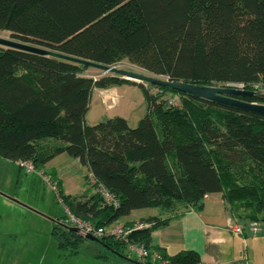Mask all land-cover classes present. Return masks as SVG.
<instances>
[{
  "label": "trees",
  "instance_id": "trees-1",
  "mask_svg": "<svg viewBox=\"0 0 264 264\" xmlns=\"http://www.w3.org/2000/svg\"><path fill=\"white\" fill-rule=\"evenodd\" d=\"M3 31L109 66L127 59L170 81L264 87V0H0ZM85 70L0 47L1 158L29 161L37 170L63 153L78 159L92 186H104L118 200L108 204L97 192L86 199L64 195L58 181L71 212L97 226L135 210L171 213L177 203L201 210L204 197L213 193L250 208L249 218L264 226V116L136 83L147 104L136 127L120 116L89 125L85 118L95 88L135 81L115 75L96 79ZM257 93L241 99L264 103V94ZM164 94L178 96V104H169ZM48 139L59 144L42 146ZM169 221L147 217L142 222L151 227L134 231L130 239L160 251L171 264H200L195 251L170 256L152 246V232ZM62 225L68 224L57 218L52 230L59 248L79 254L88 239ZM99 240L124 255L123 241Z\"/></svg>",
  "mask_w": 264,
  "mask_h": 264
},
{
  "label": "rangeland",
  "instance_id": "rangeland-1",
  "mask_svg": "<svg viewBox=\"0 0 264 264\" xmlns=\"http://www.w3.org/2000/svg\"><path fill=\"white\" fill-rule=\"evenodd\" d=\"M0 36L10 37V32H0ZM118 66L155 76L127 59L118 63ZM84 75L98 79L114 74L97 68H88ZM142 84L150 88L149 83ZM212 86L226 87V84L218 83ZM152 91L160 93L156 89ZM261 91L258 90L259 93ZM134 98L137 100L135 94ZM164 98L169 104L171 101L176 104L179 102L178 96L171 94H164ZM98 112L93 104L86 116V123L93 125L105 121V115ZM145 112L146 103L139 104L132 118ZM132 118L130 123L136 127ZM62 159L57 160L56 166L61 173L64 186L73 188L72 192L78 195L81 192L79 187L85 185L84 176L79 173L81 167L77 164L78 159L70 158L71 160H67L69 162ZM51 174L50 170L44 168L28 172L17 162L0 157V264H138L135 255L127 250L124 255L115 254L100 243L89 239L83 242L77 255L71 254L69 248H59V239L52 234V228L57 218L63 219L66 223L67 218L64 203L59 201L52 184L45 180V175L57 180L56 175L53 179ZM88 182L93 187L90 180ZM93 191L96 193L95 188ZM232 205L239 206L237 203ZM240 212L243 213L242 210ZM128 223L117 222L125 226L137 224Z\"/></svg>",
  "mask_w": 264,
  "mask_h": 264
},
{
  "label": "crops",
  "instance_id": "crops-1",
  "mask_svg": "<svg viewBox=\"0 0 264 264\" xmlns=\"http://www.w3.org/2000/svg\"><path fill=\"white\" fill-rule=\"evenodd\" d=\"M143 103L145 104L146 101L142 89L136 83L129 82L108 88H95L89 110L94 104L99 110L98 114L105 115L106 120L120 116L133 127L130 119L137 106ZM145 114L135 115L132 118L134 125L137 126ZM58 144V141L52 139L41 142L42 146L48 148ZM65 155L63 153L56 156L45 165L44 169L56 175V181L60 182L64 195L85 199L95 195L94 188L88 182L91 174L79 161L77 164L82 168L79 173L85 179V185L79 187L81 192L78 195L74 194L73 188L64 186L56 165L59 158H63L62 161L66 162L73 158ZM241 210L243 213L240 212ZM251 213L252 210L245 205L239 204L238 207L230 205L223 199L222 193H213L204 197L201 210L186 208L184 204L177 203L171 213H162L158 208L135 210L115 223L122 221L124 224L128 222L135 224L150 216L169 217L170 221L166 226L152 232V246L160 248L167 255H174L181 250H192L198 253L200 264H264V226L260 221L251 220L249 218ZM251 222L258 223L259 229L253 230L250 227ZM55 224L56 222L53 227ZM236 226H243L244 232L235 233L232 229Z\"/></svg>",
  "mask_w": 264,
  "mask_h": 264
},
{
  "label": "water",
  "instance_id": "water-1",
  "mask_svg": "<svg viewBox=\"0 0 264 264\" xmlns=\"http://www.w3.org/2000/svg\"><path fill=\"white\" fill-rule=\"evenodd\" d=\"M0 47L23 51L45 57L59 58L77 65H82L84 69H88V68L101 69L104 72H111L115 76H119L131 81H138L141 83L146 82L149 84L163 86L172 90L186 93L188 95L197 97L199 99L208 102L216 103L222 106L233 107L236 109H240L243 111L264 116V104L257 102H248L241 99L242 97H246V96H250V97L258 96V93L252 90H246V89L243 90V89L229 88L224 86L220 87V86L195 85V84L184 83L181 81H170L167 78L148 75L143 72H137V71L119 68L118 64L109 66L94 61L82 59L79 57L59 53L50 50L48 48H44L41 46H37L31 43L14 39L11 37V35L10 37L0 36ZM62 226L68 229L69 231L77 232V229L75 227H71L69 225H62ZM86 238L99 243L101 242L98 238L94 237L93 235H87Z\"/></svg>",
  "mask_w": 264,
  "mask_h": 264
},
{
  "label": "built area",
  "instance_id": "built-area-1",
  "mask_svg": "<svg viewBox=\"0 0 264 264\" xmlns=\"http://www.w3.org/2000/svg\"><path fill=\"white\" fill-rule=\"evenodd\" d=\"M226 87L249 90L243 83L229 82L226 83ZM260 89L262 90L260 93L264 94V87H262L261 85H254L252 87V91L255 92H258V90ZM156 91L163 93L162 90L156 89ZM170 104L177 105L178 103L176 104L174 103V101H171ZM18 164L21 167H25L28 172H32L35 170V167L32 162L26 161V162H19ZM45 180L52 184L53 189L57 192V197L59 201L64 203L67 224L71 227H75L80 235L85 237L87 235H93L98 239L104 236H110L115 239L121 240L126 244V250L135 255L137 262L146 263V264H171L170 261L162 255L161 252L151 250L147 248L145 245L137 242H133L130 239V235L134 231L151 227V223L141 222L133 226H125L117 223H111L109 225L97 226L94 223L88 222L71 212V210L69 209V207H67V204L65 203V200L59 191L57 181L50 179L46 175H45ZM90 182L91 183L94 182L92 176L90 177ZM95 190L97 193L100 194L103 201H105L106 203L114 204V205L118 204V200L115 199L114 196L104 186L98 185L95 188ZM250 227L253 230L259 229L258 223L256 222H251ZM232 230L235 233H243L244 227L236 226Z\"/></svg>",
  "mask_w": 264,
  "mask_h": 264
}]
</instances>
